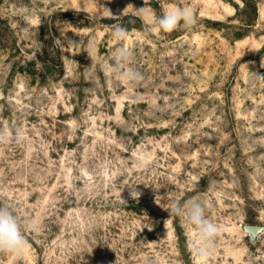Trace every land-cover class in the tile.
<instances>
[{
  "label": "rangeland",
  "instance_id": "374dc122",
  "mask_svg": "<svg viewBox=\"0 0 264 264\" xmlns=\"http://www.w3.org/2000/svg\"><path fill=\"white\" fill-rule=\"evenodd\" d=\"M262 57L264 0H0V205L40 226L0 264H202L166 211L189 199L219 227L203 264H264Z\"/></svg>",
  "mask_w": 264,
  "mask_h": 264
},
{
  "label": "clouds",
  "instance_id": "9594fccd",
  "mask_svg": "<svg viewBox=\"0 0 264 264\" xmlns=\"http://www.w3.org/2000/svg\"><path fill=\"white\" fill-rule=\"evenodd\" d=\"M143 11L144 7L137 10L140 13ZM114 17L119 18L120 16ZM195 21V14L190 9L184 8L166 11L157 17L156 24L164 32H171L181 23L185 28H190L195 24ZM113 35L117 40L123 41L127 38V30L118 24L114 27ZM131 56L132 52L123 47L116 49L112 71L123 79L136 83L142 81L144 77L134 68H125V65L129 64ZM261 67H264V57L261 58ZM130 195L135 199L140 194L133 190ZM166 211L170 215L174 214L186 220L192 227L195 237L190 240L188 247L202 264L206 262L215 251L219 227L208 218V210L204 203L198 199H189L183 203L175 202L170 211ZM39 227L38 222L33 219L21 222L10 204L0 205V253L18 254L22 252L27 246L24 232L26 230L35 232L39 230ZM249 227H257L258 236L264 234V226H246L245 230L247 231Z\"/></svg>",
  "mask_w": 264,
  "mask_h": 264
},
{
  "label": "water",
  "instance_id": "95a60500",
  "mask_svg": "<svg viewBox=\"0 0 264 264\" xmlns=\"http://www.w3.org/2000/svg\"><path fill=\"white\" fill-rule=\"evenodd\" d=\"M246 226H259V225L245 224L244 229ZM257 231H258L257 227H249L247 230L248 233H257Z\"/></svg>",
  "mask_w": 264,
  "mask_h": 264
}]
</instances>
